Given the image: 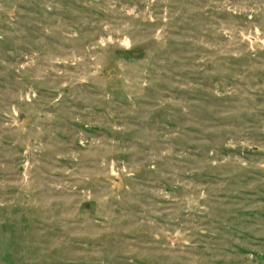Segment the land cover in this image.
Returning <instances> with one entry per match:
<instances>
[{
    "label": "rangeland",
    "instance_id": "obj_1",
    "mask_svg": "<svg viewBox=\"0 0 264 264\" xmlns=\"http://www.w3.org/2000/svg\"><path fill=\"white\" fill-rule=\"evenodd\" d=\"M0 264H264V0H0Z\"/></svg>",
    "mask_w": 264,
    "mask_h": 264
}]
</instances>
